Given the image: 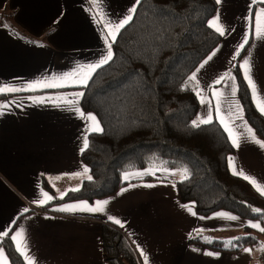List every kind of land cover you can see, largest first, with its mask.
I'll return each instance as SVG.
<instances>
[{"label": "crops", "instance_id": "1", "mask_svg": "<svg viewBox=\"0 0 264 264\" xmlns=\"http://www.w3.org/2000/svg\"><path fill=\"white\" fill-rule=\"evenodd\" d=\"M215 1L217 9L209 24L218 17V26H223L225 34L220 35V43L190 76L197 78L191 79L199 100L197 121L211 111L212 122L220 124L232 144L220 123V117L224 116L241 136L238 148L232 144L234 152L230 156L237 172L242 169L264 187V148L247 139L251 134L245 123L257 139H263L245 117L234 72L239 62L243 75L241 66L250 58L252 77L264 95V40L249 37L248 43L240 47L250 30L249 17L254 20L264 3ZM139 2L0 0V251L8 264L10 260L1 245L6 237L3 233L8 232L17 251L11 237L21 231L27 238L28 254L38 264H109L103 258L105 224L116 225L123 232L140 264L264 263L261 250L264 237L260 246L239 251L216 250L205 245L220 240L228 246L227 242L246 229L261 233L248 227L249 223L259 221L246 220L224 210L200 216L194 202L180 199L177 181L184 174L176 175L179 171L157 168L140 171L141 175H131L122 189L109 196L93 201H60L44 209L52 202L53 194L42 185V179L53 189L55 197L62 199L68 192L78 190L90 176L89 172L75 175L83 173L86 167L81 152L85 135L91 134L85 132L88 125L80 112L93 115L82 110V96L77 94L83 93L82 87L104 65L89 69V65L99 64L105 57L109 43L113 53L115 40L110 36L105 40L108 32L129 15L131 8L136 9ZM217 80L221 82L216 83ZM216 92L223 93L219 113L215 107ZM250 94L258 111L251 90ZM67 101L75 103L70 106ZM236 105L242 108L243 120L234 119ZM228 165L233 174L229 161ZM103 201H109L104 212L80 210L84 205L95 207ZM68 208L75 210L65 211ZM227 216L238 219L228 220ZM114 219H119L123 226L114 223ZM197 236L203 241L192 242ZM245 248L252 249L251 254ZM209 252L211 256L207 255Z\"/></svg>", "mask_w": 264, "mask_h": 264}, {"label": "trees", "instance_id": "2", "mask_svg": "<svg viewBox=\"0 0 264 264\" xmlns=\"http://www.w3.org/2000/svg\"><path fill=\"white\" fill-rule=\"evenodd\" d=\"M216 9L215 0H140L112 44V59L82 87V110L96 116L104 130L89 134V147L81 152L92 179L62 199L42 179L53 194L44 209L60 201L109 196L125 184L122 175L129 171L187 169V178L177 181L179 196L194 202L200 216L224 210L264 227V196L230 172L234 148L223 128L217 122L193 126L199 100L190 76L221 41L209 26ZM234 72L245 117L264 141V116L253 104L239 62ZM263 237L246 229L232 241L234 247L220 240L205 245L239 251L260 246ZM191 241L203 240L197 236ZM102 242L109 264H140L116 225L102 226ZM1 245L11 264H25L9 235Z\"/></svg>", "mask_w": 264, "mask_h": 264}, {"label": "snow or ice", "instance_id": "3", "mask_svg": "<svg viewBox=\"0 0 264 264\" xmlns=\"http://www.w3.org/2000/svg\"><path fill=\"white\" fill-rule=\"evenodd\" d=\"M217 2L219 3L220 0H217ZM260 3H264V0H260ZM135 11H136L135 8H131L129 11V15L126 18H124L122 21L117 23L114 27L111 28V30L108 32V36L105 37V40L107 41L108 37L110 36L112 38V40L114 41L116 38L118 30L123 28L125 25H127L131 21L132 13H134ZM218 23H219V18L217 17L215 20L211 21L209 26L213 27L215 29V31L220 33V35H224L225 30H224L222 25L218 26ZM249 24H250V30L248 33L245 34V38H244L242 44L240 45L241 48H243L244 45H246L248 43L249 37H254L255 39H258V40H264V8L260 9L259 14H257L255 16L254 20L252 17H249ZM112 56H113V53L111 51V44L109 43L108 44V51H107V54L105 55V57L100 61L99 64L89 65V69L92 70V69L99 67L101 64L107 63L109 60L112 59ZM241 68L243 71L244 79L246 80L247 85H248L249 89L251 90L252 96L256 102L257 109L261 114H264V95L261 94L260 90L258 89L257 84L255 83V81L252 77L251 59L250 58L246 59L244 61L243 65L241 66ZM191 79L196 80L197 78H196V76H192ZM231 79H235V78L231 77ZM220 82H221L220 80L216 81V83H220ZM46 86H50V85H46ZM33 87H35V86H33ZM0 91H2V90H0ZM236 91H237V89L234 87L232 89V94L235 95ZM77 95L82 96L83 93H78ZM214 95L217 97V103H216L215 107H216V111L219 113L221 111V103H222V101L220 100V97L223 95V93L216 92V93H214ZM201 102L203 103L204 101L202 100ZM67 103L70 106H72V105H74L75 102L74 101H67ZM208 103H209V107L211 108V101H209ZM236 110H237V115L234 117V119L243 120L242 108L239 105H236ZM80 116L82 119H84L86 121V123L88 125L85 129L86 133H103L104 130L100 126V122L97 120L96 116L85 115V113L82 111L80 112ZM211 122H212V115H211V111H209V114L207 115L206 118L200 119L199 121H193V126L198 127L200 124H209ZM220 123L224 126L225 130L228 132L233 146L238 148L239 144H240L241 136L235 132V130L231 127L230 123L225 119L224 116L220 117ZM245 127H246L247 132L251 134L249 137H247V139H250L251 142L259 145V147L264 148V141L257 139L253 130L250 127H247L246 123H245ZM88 147H89V141H88L87 135H85L84 140H83V148L87 149ZM229 164L232 167L234 175H239L243 179L249 181L253 186H255L257 188V190L260 192L261 195H264V187H261V185L255 180V178H252V177L248 176L247 174H245L242 169H240L239 172H237L236 166H235V161L233 158H229ZM88 172H89V169L85 167L83 169V173L78 172L75 175L80 176L83 174H87ZM183 173H184V178H187V174H188L187 169H184ZM88 179L91 180L92 177L88 176ZM125 179L126 180L129 179V176L126 175ZM44 196L47 199H51V197H49L47 195V193H45ZM108 203H109V201L97 202L95 207H89L87 205H84V206H82V209H80V210H86V211L92 212V213L104 212L105 207ZM74 210L75 209H73V208L65 209V211H74ZM24 211H28V210L25 209ZM189 211H191V209H189ZM255 211L257 213H260L259 209H256ZM193 214H195V213H193ZM220 215L222 217L225 216V214H223V213H221ZM226 218L228 220H237L238 219L235 216H227ZM109 219H113V218L109 217ZM114 223H116L117 225L123 226L119 219H114ZM248 227L253 228V229H257L261 233H264V227H262L261 224H259V223H249ZM3 235L8 236V232H4ZM11 239L16 242L17 251H19L21 253V255L24 257L26 264H38V261L36 260V258L34 256H31L28 254L29 245L27 242V238L23 234V231L16 233V235L12 236ZM227 245L230 247L235 246L232 244L231 241L227 242ZM261 250L264 251V245L261 246ZM244 251L251 254L252 249L245 248ZM207 255L211 256L212 253L209 252V253H207ZM0 264H8L7 257L4 255V253L2 251H0Z\"/></svg>", "mask_w": 264, "mask_h": 264}, {"label": "rangeland", "instance_id": "4", "mask_svg": "<svg viewBox=\"0 0 264 264\" xmlns=\"http://www.w3.org/2000/svg\"><path fill=\"white\" fill-rule=\"evenodd\" d=\"M145 172H146V171H144V173H145ZM134 174H135V175H138V174L141 175L142 173H141L140 171H139V172H134V171L126 172V173H124V174L122 175V180H124V182H125V181H126V179H125V176H126V175H128V176L130 177L131 175L133 176ZM175 174H176V175H178V174L182 175V174H184V173H183V171H179V172H175ZM140 175H139V176H140ZM176 178H178V177H176ZM179 178H180V177H179ZM127 180H128V179H127ZM181 180H182V179H181ZM179 181H180V180H179ZM146 182H147V181H146ZM175 184H176V183H175ZM122 188H123V187H121V188H119V189H122ZM119 189H118V190H119ZM53 205H56V204L53 203ZM257 222H258V221H257ZM258 223H259V222H258ZM263 245H264V240H263ZM262 254H263V256H264V251H262ZM263 258H264V257H263ZM263 261H264V259H263ZM263 264H264V263H263Z\"/></svg>", "mask_w": 264, "mask_h": 264}]
</instances>
